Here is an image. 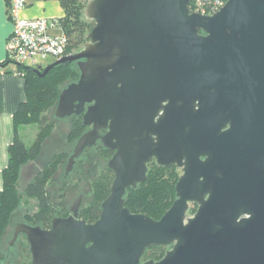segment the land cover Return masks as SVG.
I'll return each mask as SVG.
<instances>
[{"label":"water","instance_id":"1","mask_svg":"<svg viewBox=\"0 0 264 264\" xmlns=\"http://www.w3.org/2000/svg\"><path fill=\"white\" fill-rule=\"evenodd\" d=\"M191 1L88 0L84 15L95 25L87 42L36 69L45 76L76 62L80 76L62 89L54 115L81 116L91 128L66 169L101 139L115 151L108 163L115 179L93 224L75 211L54 217L48 230L17 225L15 235L26 234L30 243L31 264H141L148 247L170 244L161 260L143 264H264V178H254L241 155L233 175L232 163L222 164V175L206 180L204 190L182 175L159 220L126 206L128 189L145 182L153 157L160 165H183L187 80L245 79L264 69V0H229L213 15L191 12ZM189 201L201 206L186 220Z\"/></svg>","mask_w":264,"mask_h":264},{"label":"flooded vegetation","instance_id":"2","mask_svg":"<svg viewBox=\"0 0 264 264\" xmlns=\"http://www.w3.org/2000/svg\"><path fill=\"white\" fill-rule=\"evenodd\" d=\"M200 33L201 35L207 34L205 31ZM258 73H261L262 76H250ZM182 103V114L184 116L183 137L186 151L183 165H160L156 157H153L147 162L146 180L149 177L158 178L163 176L168 178L176 175L178 181L182 175H188L195 181V189L201 191L206 186L210 187L207 182L204 184L206 180L213 179V177H216V172L219 171L220 173L225 169L222 164L232 163L230 168L231 175H233V167L238 163L237 155L244 158V162L248 164V170L254 178H264V69L250 70L249 77L245 79L219 77L194 81L187 80L183 87ZM162 113L163 111H161ZM74 116L82 118L77 115L64 119L56 118L58 129L63 127V123H67V132L62 138L61 146H66V136ZM90 128L86 126L85 132ZM106 132V130H102L101 134L104 135ZM75 144L72 150H69L66 163L59 168L54 177L60 189H62L60 197L63 202L61 208L55 216L51 217L48 224H42L36 221V218H33L38 210L30 215L32 220L21 219L13 224L11 222L4 236L8 240L4 244V249H0V264L32 263L30 243L26 234L20 232L17 236L15 235L19 223L31 226L39 225L48 230L52 227L54 217L67 218L71 215L74 216L75 211L77 213L76 218L85 220L88 224H93L100 218L102 204L99 206L100 212L95 219L89 220L87 217L96 211V207L91 204L95 188L91 184L92 181L89 182L88 186H85L84 176L92 167L96 172L99 165L104 164L103 170L106 172V176L101 177V179L111 177L114 181L115 173L108 166V163L115 151L106 148L102 140L98 139L96 145L89 146L83 151L80 157L76 159L73 168L67 172V163L74 151ZM42 163L44 166L45 161H42ZM34 170L38 172L40 169L35 167ZM96 173H94V177L98 176ZM220 174L222 175V173ZM136 188H129L127 193L129 190ZM75 193H78V196L73 198ZM209 196L210 193H206L204 198L208 199ZM200 206L199 201H189L186 220L194 217ZM130 210L132 213L148 215L145 212H134L131 208ZM163 215L159 218L150 217L159 220ZM172 248L173 244L148 247L141 257V264L149 260H161ZM26 255L29 257V261L26 260Z\"/></svg>","mask_w":264,"mask_h":264},{"label":"trees","instance_id":"3","mask_svg":"<svg viewBox=\"0 0 264 264\" xmlns=\"http://www.w3.org/2000/svg\"><path fill=\"white\" fill-rule=\"evenodd\" d=\"M65 15L60 19L64 32L69 37V53L79 51L87 42V33L95 23L86 19L84 15V0H60ZM26 81L28 99L22 102L14 116L15 136L13 144L9 147V162L3 170V190L0 192V246L3 242L6 229L11 223L13 211L20 205L23 198L35 199L38 202V211L33 216L36 221L48 224L52 216H55L54 205L51 201V193L48 183L54 182V177L59 168L66 163L69 156L68 146L74 145L84 134L86 126L82 118L75 117L70 124L67 133L66 146L53 153L42 168L35 174L23 190H20L21 170L30 161H39L46 145V141L52 137V132L58 126L57 120H51L42 124L41 131L31 146H28L20 130L24 125L37 123L42 120L40 115L45 110L54 109L62 89L66 84L78 80L80 72L76 62L61 63L53 67L45 76L37 73L35 68L20 65ZM56 118V117H55ZM43 123V122H42ZM106 180V182H105ZM113 181V180H112ZM176 175L164 178L149 177L136 189H131L126 196V205L134 212H145L149 216L159 218L170 208L175 199ZM103 182V183H102ZM97 189L107 188L112 184L111 178H102ZM104 186V188H102ZM101 187V188H100ZM110 193V192H109ZM107 198L98 191L92 197L91 204L96 211L87 216L89 220L95 219L100 212L99 206Z\"/></svg>","mask_w":264,"mask_h":264},{"label":"built area","instance_id":"4","mask_svg":"<svg viewBox=\"0 0 264 264\" xmlns=\"http://www.w3.org/2000/svg\"><path fill=\"white\" fill-rule=\"evenodd\" d=\"M229 0H192L191 12L213 15ZM26 0H13L10 17L13 30L8 37L6 48L7 58L19 65L44 67L42 60L49 57L60 59L68 52L69 37L64 32L59 18H23L20 11L26 6ZM15 75L24 77L23 71L16 70Z\"/></svg>","mask_w":264,"mask_h":264},{"label":"crops","instance_id":"5","mask_svg":"<svg viewBox=\"0 0 264 264\" xmlns=\"http://www.w3.org/2000/svg\"><path fill=\"white\" fill-rule=\"evenodd\" d=\"M20 11L23 18H59L65 15L60 0H26ZM13 0H0V192L3 190V170L9 162V147L15 136L14 116L22 102L27 101L26 81L15 75L19 70L7 58V40L13 30L10 10ZM23 131V132H22ZM24 130H20L23 137ZM26 143V142H25Z\"/></svg>","mask_w":264,"mask_h":264},{"label":"rangeland","instance_id":"6","mask_svg":"<svg viewBox=\"0 0 264 264\" xmlns=\"http://www.w3.org/2000/svg\"><path fill=\"white\" fill-rule=\"evenodd\" d=\"M85 1V5L87 4L88 0H84ZM86 7V6H85ZM55 61V58L53 57H49L46 60H42V63L44 65V67H46L47 65L51 64L52 62ZM11 64H13L14 66H16L17 68H19V64L16 63L15 61L11 62ZM40 119L42 120V122L40 124L37 123H32V124H28V125H24L22 128L24 130L23 134V139L26 142V144L28 146H31L34 142V140L36 139L37 135L39 134V132L41 131V126H43L42 124H47V122L51 121V120H55V115H54V109H50V110H45L42 112V114L40 115ZM63 127L61 129H58V126L55 127L53 129L52 132V137H50L47 141H46V145L43 149V153L41 155V157L39 158V161H30L27 164L24 165V167L21 170V176H20V190H23L24 187L26 186V184L31 181V179L34 177V175L37 173L36 170H34L35 167H37L38 169H41L43 166L42 161H47L54 152H56L57 150L61 149V143L63 142L62 138L63 136L66 134L67 132V123H63ZM62 125V123H61ZM21 128V129H22ZM58 129V130H56ZM23 132V131H22ZM69 148H67V150H72V145L68 146ZM103 165L104 164H100L99 168L97 169V173L94 172L93 167L90 169V171L85 174L86 176H84V184L85 186H88L92 181V185L95 188V191H98L99 194H101L102 196H108L109 195V190L107 188L105 189H97L99 183L102 182L101 177H105L106 176V172H104L103 170ZM106 166V164H105ZM94 173H96L98 176H93L95 175ZM94 177V178H93ZM97 177V178H96ZM108 177V176H107ZM93 178V179H92ZM96 178V179H95ZM111 178V177H110ZM108 177V179H110ZM106 182V180H105ZM111 182H112V178H111ZM103 183V182H102ZM111 186V184H109V187ZM48 188L50 190L51 193V201L54 205V214H57V212L59 211V209L61 208V204L63 202V200L61 199V191L62 189H60L59 184L57 182L56 179H54L53 183H48ZM101 188V187H100ZM102 188H104V186H102ZM78 193H75L73 195V198L77 197ZM38 210V202L35 199H27V198H23V200L21 201L20 205L13 211L12 213V219L11 222L12 224L21 220V219H30L32 220V214H34L36 211ZM6 240H8L7 238L3 239V242L1 244L0 249H4V244L6 243ZM27 256V255H26ZM26 260L29 261V257H26Z\"/></svg>","mask_w":264,"mask_h":264}]
</instances>
